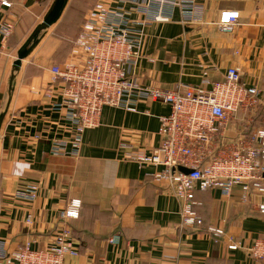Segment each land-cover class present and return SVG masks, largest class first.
<instances>
[{"label":"crops","instance_id":"1","mask_svg":"<svg viewBox=\"0 0 264 264\" xmlns=\"http://www.w3.org/2000/svg\"><path fill=\"white\" fill-rule=\"evenodd\" d=\"M55 1L8 0L11 6L0 9V243L6 251L53 245L64 226L59 214L79 199L80 217L68 225L80 255L69 264H264L248 252L255 241L264 240V195L244 198L241 188L230 197L216 189L198 190L194 209L203 225L182 227L181 205L171 185L155 180L163 168H140L127 159L130 152L151 154L159 147L160 119L170 114L168 105L142 102L136 112L106 107L100 126L85 133L80 157L51 154L55 138L72 135L65 111L54 108L60 95H46L54 86L51 69L70 61L73 42L100 0H70L60 20L40 34L16 67L21 48ZM201 2L205 24L188 23L176 10L173 21L147 27L134 75L144 86L209 90L236 66L245 84L264 89V0ZM226 11L240 15L232 34L215 25ZM5 23L15 26L6 41ZM247 127L264 128V95L256 109L231 120L226 136L236 138ZM27 186L38 188L35 200L18 196ZM231 240L240 249L231 250Z\"/></svg>","mask_w":264,"mask_h":264},{"label":"built area","instance_id":"2","mask_svg":"<svg viewBox=\"0 0 264 264\" xmlns=\"http://www.w3.org/2000/svg\"><path fill=\"white\" fill-rule=\"evenodd\" d=\"M116 1L120 5L100 0L92 7L73 42L70 61L51 69L54 86L46 95H60L54 108L65 111L72 126L70 139L52 141L51 154L80 157L85 133L100 126L106 107L136 112L142 102H161L171 110L160 119L159 147L151 154L130 152L127 159L140 168H163L155 180L171 185L181 205L182 227L203 225L194 209L198 190L216 189L230 197L234 189L241 188L244 198L264 195V128L247 127L236 138L226 136L227 126L238 113L247 114L260 105L264 89L245 84L236 66L228 69L223 81L210 83L209 90L144 86L134 75L143 57L147 27L173 21L176 10L188 23L205 24L206 6L201 0ZM127 3L132 7H126ZM10 6L8 0H0V9ZM239 16L238 12H223L215 25L220 32L232 34ZM14 28L12 23L2 26L4 41ZM181 167L191 173L180 172ZM18 196L35 200L38 188L27 186ZM82 205L73 199L61 211L64 226L46 249L34 250L26 244L11 252L0 243V264H69V259L78 258L80 249L68 222L79 219ZM260 212L264 215V204ZM210 231L217 237L224 234L215 228ZM229 248L235 251L240 245L231 240ZM248 252L253 259L264 261V240L255 241Z\"/></svg>","mask_w":264,"mask_h":264},{"label":"water","instance_id":"3","mask_svg":"<svg viewBox=\"0 0 264 264\" xmlns=\"http://www.w3.org/2000/svg\"><path fill=\"white\" fill-rule=\"evenodd\" d=\"M70 0H56L52 9L46 16L44 22L38 26L36 31L31 35V37L28 39V41L25 43V45L21 48L19 54H18V59L15 63V66L20 68L22 66L23 60H25L30 53L33 51L34 46H36L37 41H38V36L41 31L46 30L47 28L53 26L56 24L60 18L62 17L68 3ZM33 43V47H29ZM179 171L185 174L191 173L190 170L185 169V168H179Z\"/></svg>","mask_w":264,"mask_h":264},{"label":"rangeland","instance_id":"4","mask_svg":"<svg viewBox=\"0 0 264 264\" xmlns=\"http://www.w3.org/2000/svg\"><path fill=\"white\" fill-rule=\"evenodd\" d=\"M43 31H44V30H43ZM43 31H41L40 34H42ZM40 34H39V36H40ZM39 36H38V41H39V38H40ZM38 41H37V42H38ZM29 47H33V43H32ZM34 47H35V46H34ZM27 58H28V57H27ZM27 58H26V59H27ZM26 59H25V60H26ZM23 61H24V60H23Z\"/></svg>","mask_w":264,"mask_h":264}]
</instances>
